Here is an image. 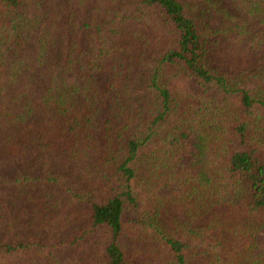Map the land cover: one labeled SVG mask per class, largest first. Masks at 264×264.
Returning <instances> with one entry per match:
<instances>
[{
    "label": "trees",
    "instance_id": "trees-1",
    "mask_svg": "<svg viewBox=\"0 0 264 264\" xmlns=\"http://www.w3.org/2000/svg\"><path fill=\"white\" fill-rule=\"evenodd\" d=\"M43 1L0 0V264H264V0Z\"/></svg>",
    "mask_w": 264,
    "mask_h": 264
},
{
    "label": "rangeland",
    "instance_id": "rangeland-1",
    "mask_svg": "<svg viewBox=\"0 0 264 264\" xmlns=\"http://www.w3.org/2000/svg\"><path fill=\"white\" fill-rule=\"evenodd\" d=\"M52 1L53 0H46V1H43L41 4H39L40 9H41L40 15H42L41 12H43L44 10H47L49 12V14H47L42 19V24L39 27V30H41V31H43L44 29L47 30L50 27H53V20H54V25H55V16L53 15V6H51V4H50V3H53ZM99 1L100 2H107L110 0H99ZM194 1L195 0H190V2H194ZM64 3H65V5L61 9H59L57 13H59V14H73L74 12H77L81 9H85L86 10L85 12H87V14H88L92 11V9H95V7L93 6L94 2L91 3V1L85 5H84V3L82 4L79 0H64ZM34 6H37V5H34ZM35 15H36V7H35V9H30V10L24 11L25 17H31V16L35 17ZM0 22H6L9 27L11 25L10 24L11 23L10 15L5 13L1 8H0ZM211 22L216 25L219 22V20L214 18V19H212ZM61 28H62V26L59 27V29H61ZM220 47H222V48L217 50L216 58L221 55V52H223L224 54H226L228 52V45L226 43L222 44ZM15 61L16 60H14V62ZM220 65H223L224 67H232L230 65L229 59H226L225 61L221 62ZM80 86H84V85L80 84L79 87ZM105 115L106 114H103V116H105ZM53 128L55 130L59 129V128H66V125L63 122V120H59V122L56 124V126L53 125Z\"/></svg>",
    "mask_w": 264,
    "mask_h": 264
}]
</instances>
